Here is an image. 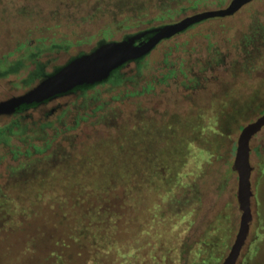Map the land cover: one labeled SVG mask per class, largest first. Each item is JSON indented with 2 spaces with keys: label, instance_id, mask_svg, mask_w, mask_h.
Segmentation results:
<instances>
[{
  "label": "rangeland",
  "instance_id": "374dc122",
  "mask_svg": "<svg viewBox=\"0 0 264 264\" xmlns=\"http://www.w3.org/2000/svg\"><path fill=\"white\" fill-rule=\"evenodd\" d=\"M60 1L0 0V57L14 52L5 60L12 63L24 50L21 44L39 46V39L45 37L42 41L46 46L51 38L66 33L72 42L66 50L60 48L50 52L45 47L41 48L42 45L37 50L38 63L47 62L44 68L50 71L75 54L76 50H87L94 46L102 37L101 33L97 35L103 28L102 24L109 17L106 9L102 6L96 16L80 21L79 16L86 11L84 6L96 0H79L70 7ZM79 2H82L81 5ZM228 2L173 0L164 13L151 2L146 5L143 11L145 15L140 22L114 27L107 40H119L125 34L175 21L197 11L223 7ZM104 4L110 6L112 1L109 5L108 0ZM161 14L164 17L161 18ZM261 23H264V0H251L233 14L200 21L161 40L146 55L147 66L143 68L145 77L141 82L145 83L151 78L150 89L117 98L112 96L125 87L117 86L107 91L108 84H99L96 86L102 89L98 101L102 105L99 108L93 105L87 109L78 108L80 99H77L76 106L69 104L70 111L64 121L72 127L64 132L77 133L79 143H89L97 135H116L119 122L125 118L130 120L137 105L143 108L145 116L164 119L166 116L184 125L188 124L189 119L198 117L206 128L185 141L180 153L185 157L186 164L179 170L180 177L166 194L155 192L154 196L147 198L144 192L140 200L129 199L132 204L123 203L125 189L119 185L103 197L114 204L111 208L122 215V222L117 227L113 225L116 243L104 253L106 258L100 259L98 264H220L227 255L242 213L237 198L238 174L232 168L237 138L244 125L264 112V25L253 35L255 25ZM250 33L254 37L252 40ZM81 38L80 42L77 41ZM255 46L258 49L253 51ZM247 48H251L250 56L245 52ZM38 63L0 74V100L24 92L34 80L43 76L45 71L43 67L39 68ZM134 67L135 62L132 61L122 71H132ZM256 90L258 95L255 102L249 103L250 109L238 116L237 106L248 100ZM74 98L61 96L38 106L29 112L30 118L25 121L40 124L43 121L42 113L47 112L46 120L60 127L58 117L67 107V102ZM217 112L220 113L223 131L215 129L218 125L213 115L219 119ZM82 113H85L83 118ZM9 120L10 116L0 114V126ZM209 121L211 127H206ZM54 126L48 128L49 135H52ZM59 130V136L53 141L61 137L63 131L61 128ZM184 135L187 137V133ZM152 137V141L144 137V142L151 145L157 140L154 142L157 146L159 138L163 139L164 135L161 134L158 139L155 135ZM11 144L24 149L18 136L12 137ZM197 145H201L202 149ZM62 147L66 151L80 152L79 144L70 148L63 141ZM8 148L0 143V184L8 180L10 167L22 159V156H14L12 152L6 153ZM141 154L146 156L150 153L142 151ZM116 155L123 157L124 154L119 149ZM250 164L252 218L235 264H264V126L250 140ZM45 207V204H38L32 214L18 218L21 223L13 228L8 227L10 223L0 217V264H58L59 259L51 262L42 248H46L48 242H55L54 238L66 235L67 230L71 229L77 206H66L62 211L63 221L56 225L45 221L48 217L38 219L44 213L50 214ZM30 215L31 219H28ZM205 238L207 242H200ZM64 256L68 258L65 264L81 262L79 255L69 253Z\"/></svg>",
  "mask_w": 264,
  "mask_h": 264
},
{
  "label": "trees",
  "instance_id": "16d2710c",
  "mask_svg": "<svg viewBox=\"0 0 264 264\" xmlns=\"http://www.w3.org/2000/svg\"><path fill=\"white\" fill-rule=\"evenodd\" d=\"M78 1L61 0L60 2L64 6L70 7L75 6ZM111 1L110 6L104 4L107 0H96L91 5L86 4L84 6L85 13L79 16L80 21H86L96 16L100 7L103 6L106 9L109 17L105 24H102L103 28L97 34H102L99 40L109 39L112 29L116 26L140 22L145 15L143 11L146 10L148 3L152 2L153 5L155 3L154 6L157 5L164 13L168 11L167 7L173 0H157V2L155 0H108V5ZM82 2L78 4L81 5ZM162 17H164L163 14H161ZM263 25L264 23L255 25L253 35H256ZM262 33L264 36L263 30ZM83 34L85 35V32ZM251 35L252 33L249 35L250 40L254 38ZM44 39L45 37H41L39 39L41 43L38 44L50 52L58 51L60 48L66 50L72 44L66 33H60L59 36L51 38L50 43L46 46L42 41ZM81 40L82 38L77 41L80 42ZM21 45H23L24 50L18 54L12 63L5 60L8 55L14 52H7L0 57V74L20 67L25 68L30 63H38L40 45L34 47L25 46V43ZM250 49L247 48L245 51L248 56H250ZM253 49L256 51L258 48L255 46ZM79 51L76 50L75 52ZM46 63H38L39 68L43 67L45 73L49 72L44 68ZM146 66L147 63L144 58L135 63L132 71H122L121 69L113 80L100 85L108 84L106 86L107 91L117 86L125 87L118 94L112 96L117 98H125L150 89L152 87L151 78L145 83L141 82L145 77L143 68ZM90 89L95 90L89 92ZM100 92L102 89L96 88V86L84 90L82 93L78 92L74 100L67 102V107L63 108L60 113L58 117V121L62 125L60 127L54 126L53 121L46 120L47 112L42 113L43 121L40 124L37 121H25L26 118H30L29 112L33 109L31 106L11 115L10 120L0 126V143H3L4 147H9L6 153L12 152L14 156H22V159L10 167V178L8 177L6 182L0 184V217L3 221L10 223L8 227H17L16 225L21 223L18 222L19 219H23L26 214H32L35 206L40 203L46 205L45 209L48 208L50 214L44 213L38 219L45 220V217H48L49 219L45 221L51 225L63 221L61 216L66 206H77V211L74 209L71 229L67 230L64 237L54 238L55 242L52 241V244L48 242L46 248H42L43 252L48 254L47 258H50L51 262L59 259L58 264H65L68 258L64 255L69 253L79 255L81 259L79 264H98L100 259L106 258L104 253L115 245L113 243L117 240V238L116 240L113 238L115 234L113 225L117 227L122 222V215L111 208L113 203H108V200L103 197L109 194L110 189H116L119 185L125 189L122 198L123 203H129L130 200H140L144 192L147 198L152 197L151 195L154 196L155 192L166 194L180 177L178 176L179 170H182L186 164L185 157L180 153L185 141L194 138L195 133L202 132V128L205 127V124H202L198 117L189 119L187 125L175 123L166 116L165 119L153 115L148 117L143 114V108L137 105L130 120L125 118L123 122H119L115 130L116 135H97L89 143H83V141L79 143L76 138L77 133L64 132V130L72 127L64 121V117L70 111L69 104L75 105L77 99H80L78 108L87 109L91 105L94 108H99L102 105V103H98L101 98ZM257 95L256 90L249 96L248 100L242 101L243 103L241 102L242 104L237 106L238 116L250 109L249 103H254ZM77 113L80 114V112ZM217 114L219 119L217 115H213L215 117L214 122L218 125L215 126V129L223 131L220 113L217 112ZM22 115L23 117H21ZM81 116L83 118L85 113H82ZM209 122L206 127H211V121ZM52 126H54V131L52 135H49L47 130ZM59 128L63 133L61 132V137L53 141L56 136H59ZM186 133L187 137L184 135ZM161 134L164 135L163 139L159 138ZM154 135L157 139L159 138L157 146L154 145L157 140L151 142V145L144 142L148 138L152 141ZM13 136H18L24 149L11 144ZM37 139L40 141L36 142ZM63 141L67 142V146L70 148L79 144L80 152L66 151L65 147H62ZM200 146L197 145L201 150ZM49 148L50 150H48ZM119 149L123 151V157H117L116 154ZM142 151L150 154L144 156L141 154ZM112 168L113 170H111ZM78 205H83V207H78ZM33 213L35 214V212ZM36 215L33 216L36 217ZM31 216L28 219H31ZM132 216L134 217V215ZM151 218L153 217L151 216ZM200 242L205 243L207 240L206 238L201 239ZM24 244L25 242L22 246Z\"/></svg>",
  "mask_w": 264,
  "mask_h": 264
},
{
  "label": "water",
  "instance_id": "95a60500",
  "mask_svg": "<svg viewBox=\"0 0 264 264\" xmlns=\"http://www.w3.org/2000/svg\"><path fill=\"white\" fill-rule=\"evenodd\" d=\"M251 0H229L227 5L163 22L121 39L99 40L88 50L70 55L63 63L34 80L24 92L0 100V114L11 116L21 108L37 107L61 96H76L89 88L113 80L130 62L138 63L163 39L209 18L233 14ZM22 110V109H21ZM264 126V112L244 125L237 138L232 168L238 174L237 198L242 213L235 239L220 264H235L246 241L251 212L250 140Z\"/></svg>",
  "mask_w": 264,
  "mask_h": 264
},
{
  "label": "flooded vegetation",
  "instance_id": "af4514ba",
  "mask_svg": "<svg viewBox=\"0 0 264 264\" xmlns=\"http://www.w3.org/2000/svg\"><path fill=\"white\" fill-rule=\"evenodd\" d=\"M41 105H43V104H40L39 107H40ZM27 108H28V107H26V108H24V109H27ZM32 108L35 109V108H38V106H37V107H32ZM22 116H23V115H22ZM22 116H21V117H22Z\"/></svg>",
  "mask_w": 264,
  "mask_h": 264
}]
</instances>
